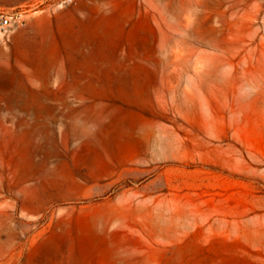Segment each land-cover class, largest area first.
Segmentation results:
<instances>
[{
	"label": "rangeland",
	"instance_id": "obj_1",
	"mask_svg": "<svg viewBox=\"0 0 264 264\" xmlns=\"http://www.w3.org/2000/svg\"><path fill=\"white\" fill-rule=\"evenodd\" d=\"M14 7L0 264H264V0Z\"/></svg>",
	"mask_w": 264,
	"mask_h": 264
},
{
	"label": "bare ground",
	"instance_id": "obj_2",
	"mask_svg": "<svg viewBox=\"0 0 264 264\" xmlns=\"http://www.w3.org/2000/svg\"><path fill=\"white\" fill-rule=\"evenodd\" d=\"M49 34V33H48ZM49 36V35H48ZM46 44H47V42H46ZM45 44V45H46ZM80 50V49H79ZM35 58V57H34ZM33 58V60H30L28 63H27V65H28V67L29 66H31L30 68H28V67H24V69H25V71H26V77L28 78V80H30V82H35L34 80H35V74L37 73V72H39L40 71V69H41V66L44 64V61L43 60H41V59H38V58H36V59H34ZM87 78H89V76H87V75H83V76H79L78 78H77V80H76V82L77 83H81V81H85V79H87ZM92 78V77H91ZM94 79V78H93ZM99 123V122H98ZM113 124H114V127H116L115 129H114V131L112 130H110L112 127H113ZM119 119H117L116 120V122L115 123H112V124H110V125H108V126H103L102 128H100V130L97 132V136L98 137H100V138H103V137H105V135H108V134H110V137L112 136V137H114V138H116V137H119V135H120V130H122V129H120V127H119ZM112 133V134H111Z\"/></svg>",
	"mask_w": 264,
	"mask_h": 264
},
{
	"label": "built area",
	"instance_id": "obj_3",
	"mask_svg": "<svg viewBox=\"0 0 264 264\" xmlns=\"http://www.w3.org/2000/svg\"><path fill=\"white\" fill-rule=\"evenodd\" d=\"M28 11L13 9L12 11L0 12V30L7 31L20 26H26Z\"/></svg>",
	"mask_w": 264,
	"mask_h": 264
},
{
	"label": "crops",
	"instance_id": "obj_4",
	"mask_svg": "<svg viewBox=\"0 0 264 264\" xmlns=\"http://www.w3.org/2000/svg\"><path fill=\"white\" fill-rule=\"evenodd\" d=\"M24 0H0V6H10V9L13 10L15 9L14 6L18 5L19 3L23 2ZM5 4V5H3ZM22 27V26H20ZM17 27V28H20ZM1 31V30H0Z\"/></svg>",
	"mask_w": 264,
	"mask_h": 264
}]
</instances>
